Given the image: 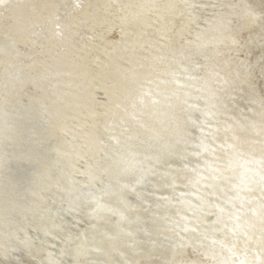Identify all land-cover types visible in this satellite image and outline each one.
Segmentation results:
<instances>
[{
    "label": "water",
    "instance_id": "1",
    "mask_svg": "<svg viewBox=\"0 0 264 264\" xmlns=\"http://www.w3.org/2000/svg\"><path fill=\"white\" fill-rule=\"evenodd\" d=\"M0 264H264V0H54Z\"/></svg>",
    "mask_w": 264,
    "mask_h": 264
},
{
    "label": "clouds",
    "instance_id": "2",
    "mask_svg": "<svg viewBox=\"0 0 264 264\" xmlns=\"http://www.w3.org/2000/svg\"><path fill=\"white\" fill-rule=\"evenodd\" d=\"M179 237V234H177ZM178 243L181 246H199L202 244V240L199 235H193V237L189 240H184V239H178Z\"/></svg>",
    "mask_w": 264,
    "mask_h": 264
}]
</instances>
